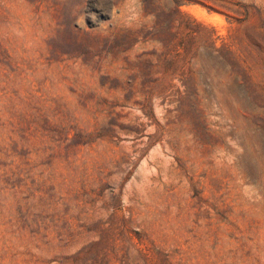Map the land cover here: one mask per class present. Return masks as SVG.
<instances>
[{"label": "rangeland", "instance_id": "obj_1", "mask_svg": "<svg viewBox=\"0 0 264 264\" xmlns=\"http://www.w3.org/2000/svg\"><path fill=\"white\" fill-rule=\"evenodd\" d=\"M0 264H264V0H0Z\"/></svg>", "mask_w": 264, "mask_h": 264}]
</instances>
